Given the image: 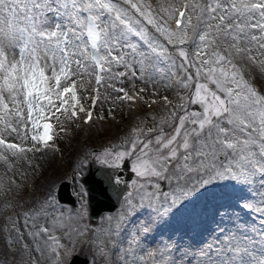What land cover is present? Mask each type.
I'll return each mask as SVG.
<instances>
[{
	"label": "snow or ice",
	"instance_id": "snow-or-ice-1",
	"mask_svg": "<svg viewBox=\"0 0 264 264\" xmlns=\"http://www.w3.org/2000/svg\"><path fill=\"white\" fill-rule=\"evenodd\" d=\"M160 64L167 66L165 79L187 94L177 93L180 104L160 117V127L142 121L121 143L80 158L70 177L77 185L75 208L65 209L63 186L50 181L45 197L23 213L35 242L31 248L23 244L30 264L46 256L49 264H73L78 243L91 251L89 264H97L96 256L101 264H264V220L260 227L249 225L237 212L264 216V0H171L155 6L151 0H0V160L11 167L9 156L26 158L41 145L55 148L49 143L55 140L53 118L61 131L64 121L94 123L99 89L86 106L73 65L94 70L99 86L105 73L123 84L129 75L144 80L163 73ZM108 87L115 101L143 100V89L130 94L116 83ZM90 162L99 165L96 173ZM128 167L136 177L131 190L120 174ZM90 179L122 201L115 216L102 217L108 226L92 235L84 223ZM257 181L259 188L247 192L238 187ZM225 208L232 213L220 211ZM225 216L231 228L223 227ZM9 220L23 239L18 221ZM193 227L207 236L197 240Z\"/></svg>",
	"mask_w": 264,
	"mask_h": 264
},
{
	"label": "rangeland",
	"instance_id": "rangeland-1",
	"mask_svg": "<svg viewBox=\"0 0 264 264\" xmlns=\"http://www.w3.org/2000/svg\"><path fill=\"white\" fill-rule=\"evenodd\" d=\"M159 2L168 3L171 0H151V3L155 6ZM159 68H164L165 71L163 73L157 72L154 77H145L144 80H141L137 77H132L129 75L128 77L123 78L124 83L121 84L117 81H109L107 80V84L104 88V97L108 99L103 100V103L99 106L98 113H96L95 120L97 121L94 125L88 127L83 132H78L77 134L74 130H70L67 135H64V132L60 130V125L57 123L59 128V132L56 136L55 140V148L49 150L46 154L35 155L32 152H28L25 156L11 157L9 156V163L5 164L4 161L0 160V184L5 187H0V264H30L29 257L27 252L23 248V244L28 243L29 247H34L35 242L31 237L27 235L28 231L31 229V224L28 228L24 227V215L23 213L30 208H33L35 205H38L39 202L45 197L50 181L52 179H57V186H60L62 182L70 183V192L74 195L77 190V185L71 181L70 177L72 175L73 168L79 162L80 158L84 157L86 154H89L93 151H98L102 148V146L107 145L109 143H121V137L128 135L133 127H140L141 122H145V126L147 127H160V117L164 116L166 113L170 112L174 107H177L180 104V99L177 95H186L187 89L179 86L178 88L172 87L171 78L165 79L168 74V69L165 64L158 65ZM118 70H123L120 68ZM73 71H77L80 73V77L83 76V69H77L75 65H73ZM254 74L257 76V80L255 83L259 84L261 81L259 79L260 74L257 69H253ZM48 74L51 75V72L48 71ZM79 77V78H80ZM77 78V77H73ZM54 83V80L51 81ZM116 83V87H124L129 93L132 92H140V95L143 97V108L145 102L149 100H158L160 97L167 96L170 101H174L168 106H160L158 109H152L151 111H147L145 109L142 113L138 114L139 116L131 115L128 119H123L126 121L122 122V116H118V104L120 106V101H115L116 93L112 92L108 87V84ZM135 85V88L132 85ZM110 93V95H109ZM122 93H120L121 95ZM115 101V106L114 102ZM111 109V112L109 111ZM120 110V109H119ZM103 114L105 116L104 120L98 119V115ZM152 115L156 116V119H152ZM113 117L120 119L115 120L116 123H112L109 121L110 118ZM55 120V118H53ZM62 120V119H61ZM102 123L107 122L105 127L102 126ZM30 126V125H29ZM163 127L166 132L171 131V125L169 122H165ZM68 127L66 128V132H68ZM148 135H154V133H149ZM10 140L16 143H20L19 140H15L14 137H9ZM26 145L29 144V141L24 142ZM91 160V157H89ZM131 170V168H130ZM63 179H60V178ZM135 174H134V178ZM34 182V191L33 193L27 192V183L28 181ZM167 182V181H165ZM224 183V182H221ZM235 183V182H233ZM168 185V183H167ZM238 187H244L245 191H249L250 188H259V183L255 186L242 185ZM132 185L129 184V189L131 190ZM169 190V186L167 191ZM75 197V195H74ZM252 199L251 197H249ZM76 199V197H75ZM6 204L12 205L10 208H5ZM72 206L64 205L65 209L75 208ZM120 210H118L112 214L115 216ZM211 208L208 213L207 227L212 228L215 227V224L211 219ZM223 212L232 213V209H221ZM237 212L245 221L248 222L249 225H255V222L251 219H256V215H258V222L261 223L264 220V216H261L255 212H249L248 210H239ZM245 215H250V218H246ZM108 215L102 216L106 217ZM9 217L12 220H17V227L20 229V232L24 233L23 239L18 238V234L16 230L12 227V224L9 220ZM102 217L99 219L98 223L94 226V229L100 227H107L108 223L106 220H103ZM220 217H216V221L218 222ZM225 224L223 227L231 228L232 224L229 220V216L224 217ZM43 223V218H40L36 222V226L39 227L40 224ZM75 224V221L71 222ZM90 229L89 235H92L91 226L89 223V218L84 221ZM44 226H48L45 224ZM66 231V229H65ZM200 231L199 227H193L192 235L196 237L197 240L203 239L207 236V233H202L201 235H197ZM58 235H62L63 233H57ZM64 241H67V237H64ZM77 251H82L83 254L90 258V261L93 259L91 251L81 244L78 243ZM39 256V253H33V257ZM97 264H101V258L99 256L95 257ZM41 264H49L47 256L41 258Z\"/></svg>",
	"mask_w": 264,
	"mask_h": 264
},
{
	"label": "water",
	"instance_id": "water-1",
	"mask_svg": "<svg viewBox=\"0 0 264 264\" xmlns=\"http://www.w3.org/2000/svg\"><path fill=\"white\" fill-rule=\"evenodd\" d=\"M97 168L98 167L93 166L90 171L92 173H96ZM121 171L124 172L127 181H130L132 179V174L129 172V167ZM89 183L93 188L92 201L90 207L91 219L92 221H96L99 216H101L103 213H110L115 210L120 202H118L114 197H110V195H105L100 186L96 185L91 179ZM60 198L61 201L64 203L73 202L69 195V190L65 188L60 192ZM73 264L87 263L82 257H79L75 259Z\"/></svg>",
	"mask_w": 264,
	"mask_h": 264
}]
</instances>
